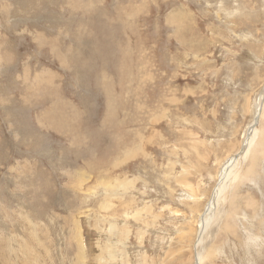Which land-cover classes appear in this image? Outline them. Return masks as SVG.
Segmentation results:
<instances>
[{
    "label": "rangeland",
    "instance_id": "374dc122",
    "mask_svg": "<svg viewBox=\"0 0 264 264\" xmlns=\"http://www.w3.org/2000/svg\"><path fill=\"white\" fill-rule=\"evenodd\" d=\"M263 95L264 0H0V264H264Z\"/></svg>",
    "mask_w": 264,
    "mask_h": 264
},
{
    "label": "bare ground",
    "instance_id": "6f19581e",
    "mask_svg": "<svg viewBox=\"0 0 264 264\" xmlns=\"http://www.w3.org/2000/svg\"><path fill=\"white\" fill-rule=\"evenodd\" d=\"M263 100H264V95L261 97V99H260V101H259V103H258V105H257V113H256V115L258 114V111L260 110V107H261V106H262V109H263V103H262ZM256 115H255V116H256ZM259 120H260V119H259ZM253 124H254V120H253L252 124L249 126V128H248V130H247V131H248L247 134L250 135V137H248V136L246 137L245 143H247V144H248V142L251 143L252 138L255 137L256 130H258V129H256L258 125H257L255 128H253V127H254ZM258 124H259V123H258ZM256 135H257V134H256ZM259 135H260V134H259ZM257 136H258V135H257ZM254 141H255V140H254ZM250 154H251V153H250ZM244 156H245V155H244ZM240 158H242V156L239 157V158H237V159H235V156L232 157L230 160L228 159V160L226 161V163L224 164V166H223L221 172H220L219 183H218V185H217V188H215L214 195H213L212 199L208 202L204 215L201 216L202 218H201V223H200V231H199V234H198L200 237L198 236L197 247H198L199 244H201V242H202V237H203L204 233L206 232L207 227H208V225H209V223H210V221H211L212 214H213L214 209H215V204H216V198H217V196H218V191H219L221 188H223V187L225 186L230 171H231L232 168L236 165L237 161H238ZM219 198H220V197H219ZM219 198H217V199H219ZM216 206H217V205H216ZM212 220H213V219H212ZM210 225H211V224H210ZM208 229H209V228H208ZM82 254H83V253H82ZM200 255H201V254H200ZM200 255H199V253H198V251H197V255H196V256H197V260H198V262L196 263V261H195V264H201V258H200ZM196 256H195V257H196ZM83 257H84V256H83ZM82 259H83V258H82ZM81 262H82V261H81ZM79 264H80V263H79Z\"/></svg>",
    "mask_w": 264,
    "mask_h": 264
},
{
    "label": "water",
    "instance_id": "95a60500",
    "mask_svg": "<svg viewBox=\"0 0 264 264\" xmlns=\"http://www.w3.org/2000/svg\"><path fill=\"white\" fill-rule=\"evenodd\" d=\"M261 108H262V107H260V110L258 111V114H257V115L255 116V118H254V124H253L254 127H253V128H255V127L258 125V123H259V119H260L261 111H262ZM248 136H250V135L248 134ZM247 147H248V144L244 143L243 148L241 149V152H240L238 155L235 156V159L241 157V156L244 154V152H245V150L247 149ZM213 195H214V194H213ZM212 197H213V196H212ZM195 249L197 250V247H196ZM196 255H197V251H196ZM195 260H196V263H197V262H198V260H197V256H196Z\"/></svg>",
    "mask_w": 264,
    "mask_h": 264
}]
</instances>
